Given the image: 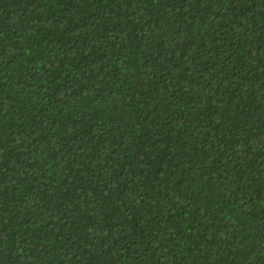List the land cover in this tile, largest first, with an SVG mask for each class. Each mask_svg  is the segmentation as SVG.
<instances>
[{"label":"trees","instance_id":"obj_1","mask_svg":"<svg viewBox=\"0 0 264 264\" xmlns=\"http://www.w3.org/2000/svg\"><path fill=\"white\" fill-rule=\"evenodd\" d=\"M0 264H264V0H0Z\"/></svg>","mask_w":264,"mask_h":264}]
</instances>
